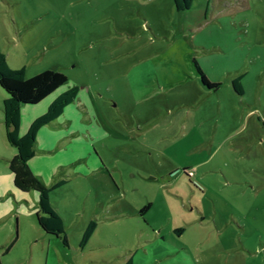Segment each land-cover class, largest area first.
Segmentation results:
<instances>
[{
	"label": "rangeland",
	"instance_id": "obj_1",
	"mask_svg": "<svg viewBox=\"0 0 264 264\" xmlns=\"http://www.w3.org/2000/svg\"><path fill=\"white\" fill-rule=\"evenodd\" d=\"M0 48L27 77L61 71L64 87L101 97L113 131L91 155L122 195L100 202L89 179L73 211L123 214L84 248L75 226L69 247L24 238L0 248V264H118L131 252L150 264L177 247L150 233L173 238L177 219L189 264L193 253L200 264H264V0H194L185 11L174 0H0Z\"/></svg>",
	"mask_w": 264,
	"mask_h": 264
},
{
	"label": "crops",
	"instance_id": "obj_2",
	"mask_svg": "<svg viewBox=\"0 0 264 264\" xmlns=\"http://www.w3.org/2000/svg\"><path fill=\"white\" fill-rule=\"evenodd\" d=\"M1 50L4 51L2 48ZM6 57L7 62L13 69L24 68L26 71V68L22 67V65H11L10 56L6 55ZM69 88H71L70 85L59 88L36 105H24L21 114L20 135L26 134L30 125L38 117L45 114L51 103ZM1 89L3 88L0 86V210L6 208V211L0 213V248L5 253V248L13 242L15 245L18 240L24 238H35L36 240L46 235L54 237V239L49 238L50 248L55 250L59 245L65 247L60 237L49 235L40 227L37 220V213L39 211L38 193L36 191L23 192L15 187L13 173L9 167V160L16 156L17 150L8 142L6 137L3 103L7 94ZM82 95L83 93L78 95V98L69 104L59 117L39 130L35 155L29 161L32 172L44 184L52 188L50 193L51 203L62 217L66 234L71 241L73 237L70 228L78 227L80 245L89 223L92 220L97 221V218L92 219V213L86 218L82 213L76 216L75 211H73L75 209L73 207L76 206L77 202L73 200L72 195H80L85 187L82 182L89 179L92 180V191H89L99 201L103 200L106 196L115 195L116 193H112V190L113 192L117 191L119 196L122 195L120 183H117L119 185L118 189L113 184L109 185L105 166L91 155V148H96L97 143L109 137L113 131L111 125L105 124L100 117V110L102 111V108L99 106L98 101L101 97L90 92L87 93V99H84ZM108 210L106 217L101 221H97V227L87 244L94 243L100 233V229H102V223H108V221L109 224L116 223L119 221L116 220V217L123 215L115 209L112 211ZM14 219H16V231H14ZM184 223L182 219L174 221L170 230L171 237L173 238L168 239L162 233H159V236H154V234L150 233L152 236L149 238L154 237L158 239L162 236L164 240H171L177 246L174 251L154 257L150 264H161L164 260H166V263L173 261V264H189L188 260L184 259V253L188 252H186L185 247L182 245L186 239ZM156 226L149 221L148 227L154 228ZM179 228H183V230L176 231ZM109 239L110 237L104 236L102 240H98V243L102 244V246L112 243L107 242ZM189 242L194 247L193 245L196 241L191 239ZM85 246L81 247L84 248ZM193 254H195L194 261L200 264L202 257L196 253ZM117 257L120 260L118 264H126L129 259H132L133 264H136L135 253L133 252L130 254L119 253ZM176 259L178 260L176 261ZM100 261L110 263V256L104 255ZM204 263L213 264V260H211V257L206 258Z\"/></svg>",
	"mask_w": 264,
	"mask_h": 264
},
{
	"label": "trees",
	"instance_id": "obj_3",
	"mask_svg": "<svg viewBox=\"0 0 264 264\" xmlns=\"http://www.w3.org/2000/svg\"><path fill=\"white\" fill-rule=\"evenodd\" d=\"M194 0H174L177 11H185L192 7ZM202 81L209 88L218 89V83H212L197 65ZM68 81L65 73L55 70H45L32 77L26 76L24 68L11 69L6 54L0 48V86L7 97L3 103L4 124L8 142L15 147L17 154L9 160V167L13 173L15 187L23 192L36 191L39 196V211L37 220L43 231L49 235L60 237L65 247H69V239L65 231L64 222L54 209L50 193L52 188L44 184L31 170L29 161L34 157L39 130L59 117L64 109L73 103L79 94L77 86L61 93L49 106L47 112L38 117L23 136L20 135L21 114L24 105H36L53 94ZM233 87L238 94H243L240 79L233 80ZM264 127V120L262 121ZM151 208L146 204L140 213L144 215ZM97 227V221L92 220L87 226L81 241L85 246ZM183 228L176 229L182 231ZM14 242L5 248V253L13 247ZM126 264H133L129 259Z\"/></svg>",
	"mask_w": 264,
	"mask_h": 264
}]
</instances>
